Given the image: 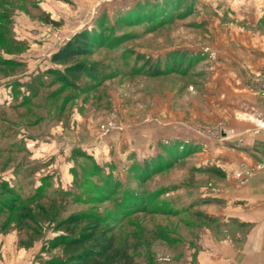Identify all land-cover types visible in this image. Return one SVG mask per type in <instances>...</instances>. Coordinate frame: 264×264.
Masks as SVG:
<instances>
[{"label":"rangeland","instance_id":"obj_1","mask_svg":"<svg viewBox=\"0 0 264 264\" xmlns=\"http://www.w3.org/2000/svg\"><path fill=\"white\" fill-rule=\"evenodd\" d=\"M234 2L0 0V234L37 249L35 264L64 255L54 237L91 230L67 231L74 214L100 219L133 264H198L204 241L236 234L212 171L253 57ZM83 29L98 77L74 89L47 71Z\"/></svg>","mask_w":264,"mask_h":264},{"label":"crops","instance_id":"obj_2","mask_svg":"<svg viewBox=\"0 0 264 264\" xmlns=\"http://www.w3.org/2000/svg\"><path fill=\"white\" fill-rule=\"evenodd\" d=\"M237 1L236 16L250 25V44L242 39L241 43L253 57L248 63L239 59L241 68L234 73L238 114L228 124L237 135L220 149L222 158L217 163L226 174L222 194L226 221L237 232L204 241L198 264H264V130L259 128L264 121V95L255 76L264 73V0H235L234 4ZM241 164L253 169L245 180L235 174ZM37 252L19 247L12 234H0V264H35Z\"/></svg>","mask_w":264,"mask_h":264},{"label":"trees","instance_id":"obj_3","mask_svg":"<svg viewBox=\"0 0 264 264\" xmlns=\"http://www.w3.org/2000/svg\"><path fill=\"white\" fill-rule=\"evenodd\" d=\"M97 40L98 37L93 31L80 30L51 57L54 64L62 65L63 68H50L47 73L58 82L74 89H78L83 76L98 77V69L85 59L91 53ZM8 63L12 61L0 58V65ZM162 73V70H157V74ZM212 171L220 177L226 176L220 167H213ZM7 193L17 198L13 189L7 188ZM7 204L2 205L0 212L5 210ZM8 205L12 208L11 204ZM31 213V211L21 213L20 217L30 218ZM85 215L74 214L62 220L61 224L67 231L83 222H87L91 230L78 236L72 232L71 235L62 234L54 237L51 241V248L62 247L64 255L51 258L45 264H133L128 249L117 245L113 231L108 227H102L100 219H92ZM0 229L3 230L2 227Z\"/></svg>","mask_w":264,"mask_h":264},{"label":"built area","instance_id":"obj_4","mask_svg":"<svg viewBox=\"0 0 264 264\" xmlns=\"http://www.w3.org/2000/svg\"><path fill=\"white\" fill-rule=\"evenodd\" d=\"M256 80L258 82H260L261 84V90H262V94L264 95V73H259L258 75H256ZM259 128L264 130V121L262 120L261 123H259ZM225 134V131H224ZM236 132L233 130V134L232 136H236ZM253 173V169H251L250 167H248L246 164H241L239 169L236 171V177L245 180L247 179L249 176H251Z\"/></svg>","mask_w":264,"mask_h":264}]
</instances>
